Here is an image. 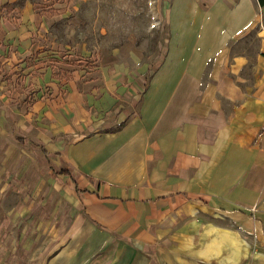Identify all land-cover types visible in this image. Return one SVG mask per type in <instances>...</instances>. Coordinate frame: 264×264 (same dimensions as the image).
Segmentation results:
<instances>
[{"label": "crops", "instance_id": "crops-1", "mask_svg": "<svg viewBox=\"0 0 264 264\" xmlns=\"http://www.w3.org/2000/svg\"><path fill=\"white\" fill-rule=\"evenodd\" d=\"M71 3L0 0V188L32 192L36 264H264V6L170 0L151 62L60 44Z\"/></svg>", "mask_w": 264, "mask_h": 264}, {"label": "rangeland", "instance_id": "rangeland-1", "mask_svg": "<svg viewBox=\"0 0 264 264\" xmlns=\"http://www.w3.org/2000/svg\"><path fill=\"white\" fill-rule=\"evenodd\" d=\"M25 1L29 0H16V4L23 5ZM169 1L72 0L71 13L54 23L53 32L60 44L70 47L77 44L87 53H107L122 44H134L142 50L144 58L154 62L167 38ZM256 44L257 36L252 30L241 38L235 50L246 48L253 53ZM30 193L15 183L0 188V264H36L45 256L39 253L37 212L30 205Z\"/></svg>", "mask_w": 264, "mask_h": 264}, {"label": "trees", "instance_id": "trees-1", "mask_svg": "<svg viewBox=\"0 0 264 264\" xmlns=\"http://www.w3.org/2000/svg\"><path fill=\"white\" fill-rule=\"evenodd\" d=\"M260 6H264V0H257Z\"/></svg>", "mask_w": 264, "mask_h": 264}]
</instances>
